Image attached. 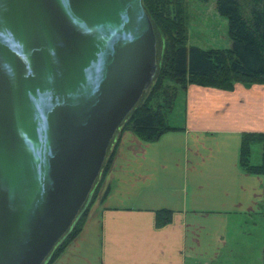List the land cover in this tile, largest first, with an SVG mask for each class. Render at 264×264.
Instances as JSON below:
<instances>
[{"label": "water", "instance_id": "water-1", "mask_svg": "<svg viewBox=\"0 0 264 264\" xmlns=\"http://www.w3.org/2000/svg\"><path fill=\"white\" fill-rule=\"evenodd\" d=\"M142 0H0V264H43L153 81Z\"/></svg>", "mask_w": 264, "mask_h": 264}, {"label": "crops", "instance_id": "crops-1", "mask_svg": "<svg viewBox=\"0 0 264 264\" xmlns=\"http://www.w3.org/2000/svg\"><path fill=\"white\" fill-rule=\"evenodd\" d=\"M182 94L176 128L152 141L125 130L86 222L51 264H209L231 214L264 213V173L241 164L243 133L264 132V83H191ZM263 150L253 145V162ZM161 208L173 218L158 225Z\"/></svg>", "mask_w": 264, "mask_h": 264}, {"label": "trees", "instance_id": "trees-1", "mask_svg": "<svg viewBox=\"0 0 264 264\" xmlns=\"http://www.w3.org/2000/svg\"><path fill=\"white\" fill-rule=\"evenodd\" d=\"M142 2L155 30L162 33V55L158 58L157 72L149 88L128 113L119 130H130L140 138L152 141L163 132L176 128L169 122L168 115L179 94L187 90L191 83L225 89H232L236 82L264 83V0H248L247 5L242 0H216L218 10L229 19L232 43L229 47L209 48L187 45V0ZM118 138L115 137L114 140L117 141ZM256 143L264 145V132L243 133L241 164L247 171L264 173V150L260 162L252 161L253 145ZM117 145L118 142L110 152L111 155H106L100 171L102 175L110 168ZM101 178L102 176L96 180L76 219L43 264H51L82 229L88 218L90 205L98 195ZM172 218V209L157 210L158 225L168 223Z\"/></svg>", "mask_w": 264, "mask_h": 264}, {"label": "rangeland", "instance_id": "rangeland-1", "mask_svg": "<svg viewBox=\"0 0 264 264\" xmlns=\"http://www.w3.org/2000/svg\"><path fill=\"white\" fill-rule=\"evenodd\" d=\"M242 2L244 5L248 4V0H242ZM244 9L247 7L244 6ZM187 14V45H198L204 48L229 47L231 45L229 19L218 10L216 0H187ZM156 33L158 58L160 59L164 41L161 31L156 29ZM182 93L183 91L179 94L180 96L170 112L172 113L170 123L178 124L183 120L185 98ZM120 131L119 129L116 131L107 150V155L112 152L116 142L118 144L121 142L125 130ZM115 137L120 139L115 141ZM103 175L100 173L97 179ZM225 239L226 245L222 249V253L218 258L211 260L209 264H264V213L231 214ZM192 264L207 263L194 261Z\"/></svg>", "mask_w": 264, "mask_h": 264}]
</instances>
